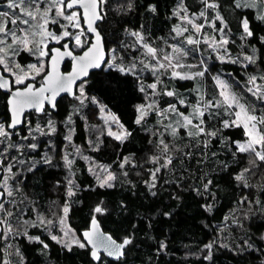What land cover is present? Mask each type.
Wrapping results in <instances>:
<instances>
[{
	"label": "trees",
	"instance_id": "1",
	"mask_svg": "<svg viewBox=\"0 0 264 264\" xmlns=\"http://www.w3.org/2000/svg\"><path fill=\"white\" fill-rule=\"evenodd\" d=\"M7 1L0 0V3ZM216 1L219 7L214 9L206 7V0H107L105 19L99 29L108 52L114 47L119 55L118 62L128 69L137 68L121 71L117 67H104L84 82L86 106L83 115H74L73 144L93 161L109 166L115 172L113 186L101 187L83 158L68 165L65 149L69 146L62 122L71 113L78 95L65 97L55 111L47 110L42 115L31 113L21 129L11 131L10 141L0 145V158L5 163H14V174L18 179L14 191L16 203L8 206L12 217H33L32 208L51 212L57 204L67 203L70 225L80 237L93 218H98L104 230L115 239L133 238L124 258L113 261L103 257V264H264V239H261L264 237V164L257 161L256 177H249L250 187L235 179L249 167V154L239 152L237 146L246 139L244 128L224 126V122L232 120L234 115L223 104L211 77H205V94L201 100L195 94L193 80L170 77L165 70L155 77L145 66L148 57L141 52L135 38L129 36L130 31H138L149 44L166 52L171 44L177 43L174 31L179 19L175 13L183 6L187 14L200 16L198 22L204 23L201 31L208 35H214L222 27L229 51L239 59L217 62L215 57H206L208 70L222 75L238 90L244 89L249 97V78L256 67L264 75V20L253 7H237L240 0ZM127 4H131L129 9ZM153 6L155 11H152ZM201 12L206 17L201 16ZM217 13L223 17V23L216 19ZM204 18L209 25H205ZM245 19L251 36L243 30ZM181 40L178 41L181 43ZM90 42L91 37L87 46L77 51L84 50ZM186 45L192 64L203 61L204 54L195 44ZM248 54L254 57V64L246 59ZM33 60L25 51L19 55V61L24 65ZM151 63H154L152 58ZM70 67L71 63L67 62L64 70L68 71ZM157 78L159 90L151 95H155L163 109L175 105L188 114L190 108L188 104H180L181 99L186 103L222 102L218 110H209L201 117L206 130L204 134L172 137L168 132L162 133L154 113L143 123H136L138 106L145 103V94L150 91L148 86ZM41 82L42 77L38 83ZM166 89L173 90L174 95H165ZM7 99L8 95L0 89V122L8 127ZM94 100L110 110L131 135L123 141L115 140L103 131L97 135L94 128L89 127H102ZM255 105L256 112L264 114V102L258 101ZM49 117L57 122V132L51 135L28 133V128H34L37 122L46 124L45 119ZM160 132L164 136L162 141L168 142L167 152L160 143ZM212 132L216 135H209ZM33 144L35 148L31 147ZM45 153L50 157L48 163L39 162ZM150 156L159 159L153 162L149 160ZM167 157L172 163L165 167ZM125 160L128 164L121 168ZM68 185L74 187L69 198L66 195ZM96 206L106 211L96 213ZM25 210L30 212L25 214ZM228 221L232 223L231 228L224 229ZM24 227L23 224L18 227L21 234L27 232ZM28 229L32 240L16 236L15 245L21 254L15 258V264H101L91 258L88 246L74 245L69 250L52 240L47 227L40 223ZM37 237L39 239H35ZM211 243L215 244L210 253H201L202 248ZM4 246L2 240V259ZM209 255L211 259H208Z\"/></svg>",
	"mask_w": 264,
	"mask_h": 264
},
{
	"label": "rangeland",
	"instance_id": "2",
	"mask_svg": "<svg viewBox=\"0 0 264 264\" xmlns=\"http://www.w3.org/2000/svg\"><path fill=\"white\" fill-rule=\"evenodd\" d=\"M206 1L208 4H211V3L217 4L216 0H206ZM8 2L9 1H7L6 3H0V12H9L10 16H11V13L13 11H16V10H10L7 6ZM38 2H39V6L41 7V9L48 6L47 0H38ZM26 3H27V0H26ZM250 3H251V0H240L239 1V4L243 7H247ZM127 5H128V9H129L130 8L129 5H131V4H127ZM208 8H210V7H208ZM253 8H255L258 11V17L259 18H260V16H264V2H262V0H256V4ZM104 9H105V5H103V13H105ZM73 11H79V10H73ZM176 13H179V15H177ZM176 13L175 14L178 17L179 21L175 27L174 32H175V35H176L175 38H176L178 44L177 43L171 44L170 47L168 48V50H166V52H164L163 49L159 50L155 46H152L151 44H149L144 39V36L140 32H138V31H132V32L130 31L129 32V36H133L132 33L137 32L140 34V36L143 37V39L141 40V39H138L136 36H133L135 38V42L137 43V45L140 46V48H142L141 52L148 57L149 61H147L145 63V66L154 74L155 77H159V74L162 73L163 70H165V71H168L170 77L179 78L182 80H193L195 83V89H194L195 94L198 97H200L201 100H202V98H204V94H205V86H204L205 77L209 76L213 79L214 83L217 85L220 96L222 97V100H223L222 101L223 104L227 105V107L233 112V115L236 111H239V107L237 104L232 103L230 99L225 100V96L221 95L222 92L229 94L230 97L234 95L235 97L238 98V101L240 104H245L246 106H254L255 109L257 110L255 103L260 101V100L256 99V97L253 96L252 92H250V95L248 97L247 92L244 91V89L238 90L237 87L234 86L233 84H231V82L228 79H225L222 75L214 74L208 70L206 57H208V58L215 57L218 60L217 62H232V61H236L238 58L237 56H234L229 51L228 46H227V44H228L227 36L224 35V33L222 31H220V29L222 27H220L219 30H217L214 35H211V34L208 35L204 31H201L204 29L203 28L204 23L202 25H200V22H198L200 19L199 15H198L199 17H197V15L187 14V10L184 11L183 6H179ZM52 15H54V12ZM204 16L206 17V14H204ZM56 19L58 21L57 23L54 24V23L50 22L47 25V29L49 31L54 32L57 35H60L64 31V28L62 27V25H64V26H67L68 31L72 32L73 35H75L81 29H83L85 35L81 37V40L86 41L84 43L83 47L87 46V43H88L90 36L88 35V33L86 32V30L84 28L82 16L80 17V28L72 27L71 25H69L68 21L64 20L61 17H57ZM189 19L192 20L193 24L202 26L199 32H197L195 30V28L193 27V24L188 23ZM204 20H205V25H207V24L209 25V21H206L205 18H204ZM32 23H36V22H32ZM210 25H211V23H210ZM7 27L10 30V32L14 31L16 33L17 37H22L24 35V32H22L21 29H25L26 31H31V32L37 31V29H35V28L29 29V27L27 25H23L19 22L16 25L9 23L7 25ZM242 27H243V22H242ZM184 28H187L188 31H186V32L182 31ZM178 29L181 30L179 33L177 31ZM196 34H197V36H196ZM188 37H192L193 39H196L199 41V43H196L195 45L198 48L197 50H199V52L201 54H204L203 55L204 57H202L203 61L199 62L198 64L197 63L192 64L191 61L188 59L189 52L187 51V48H186L187 47L186 44H188L187 43ZM0 38L6 40V44H0V48H5V50H6V53H0V55L5 57V64L0 65V66L3 68L5 74H7L8 76L11 77L14 86H24L30 81H33V82L37 81L38 82L39 78L43 77V75L47 72L46 68H48V59H49V56L51 53L50 46L54 47V46H57L59 43H63L65 40H71L72 41V47L74 50H79V49L83 48V47L77 46L75 44V40L73 38L66 37L63 40H60L59 42L52 40L50 38H47L45 40L47 47L44 48V51L47 52L48 55L41 57V56H39V51H38L36 43H35V41L40 40L39 35H36V36L30 35L29 36L30 42L27 45V47H25V45L19 43L18 41L14 43L13 40L11 39L10 34L8 36H4L3 34H0ZM184 38L186 39L185 43H184ZM179 39H182L181 43L178 41ZM224 40H226L227 43H222V41H224ZM8 44L12 45V49H14V51L7 49ZM145 44H147L151 48L156 49V52L154 55L152 53L148 52V49L145 47ZM173 46L180 47L182 49V53H180V54L174 53L173 52ZM29 48L33 49V51H29L28 50ZM22 51L29 53L30 56L34 60L30 61L26 65L20 63L19 55L21 54ZM183 53H186V55H184ZM165 55L173 56L174 59L171 61L172 64L175 65L177 63V60H178V62L181 66L175 67V68L168 67V61L163 60V57ZM248 56H252V54H248L247 57ZM118 57H119V55H117L116 50L113 47L109 52V60H108L107 64L105 65V69H108L110 67H117L120 70L123 69V71H129V69L125 66V64H122V62H118L119 61ZM151 58H152V60H154V63H151ZM160 63L165 64V67L159 68L158 65ZM15 65H19L20 69H23L25 72H28V78L25 80L24 84H16L15 83L16 77L12 73L16 72L17 74H20V70L17 69L15 67ZM30 65H36L38 68H40L42 65L43 67H42V70L39 72V74H37L35 71L30 70V68H29ZM136 68L137 67L134 66L131 69H133L132 71H135ZM257 70H258V67H256V71L252 75V76H256V78H257L256 82H255V84H251L249 82V88H252L253 91H255L256 86L258 85L261 88V93H264V79H261V77H264V75H262ZM173 72H177L180 75L175 76L172 74ZM200 72H203V76L197 75V73H200ZM157 81H159V78L155 79V81H153L151 84L157 83ZM83 84H84V82L78 86V91L76 94V96L78 95V101L71 106V113L62 122V124L66 127L65 139L67 140L66 144H68V146H69V149H65V158L67 160L68 165L74 164V162L77 158H83L85 163L88 165V168L90 169L91 173H93L96 176L97 182L100 185V180L105 178L108 175V173H111L112 175H114V177H116L115 172L109 166H105V165L99 164L96 161H93V159H91L88 155L81 152L80 149L78 147H75L73 144L74 115L77 113L83 115V107L86 106V103H85L86 102L85 101L86 95L84 94V92H83V95H81V93L79 91L80 86ZM222 84L224 85L223 87L221 86ZM158 86L159 85L157 83V87L155 89L150 88V91L146 92V94H145V97H146L145 103L142 105L145 106L147 114L145 115L144 119L141 120V123H143L147 118H149V116H151V113L152 114L154 113L156 115L155 116L156 122L162 128V133L168 132L170 134V136H172V137H178L179 135L191 136V135H188L189 132H191L192 135H196V129L192 125H189L187 128L181 126L183 124V116H189V118L192 119V124L195 125L202 120L201 117L197 116V113L195 111L197 108H199V110L203 111L205 114L209 110H218V108L221 105H223L222 102L220 103L219 100H215L213 102L211 100H208L207 102H204V103H202V102H199V103H193V102L189 103L188 102V103H186L185 99H181L184 102L183 105L188 104V106L190 108L188 114L183 112L180 109V107L175 106V105H174V107H175L176 111H172V106H168L165 109H163L159 106V102L155 98V95L154 96H153V94L151 95V92H156L157 90H159ZM168 91L173 92V95H174V91L170 90V89H166L164 91V94L167 95L166 93ZM257 95H260V93H257ZM93 102H94V104L97 105L98 117L101 120L102 127L100 128L99 126H93V125L90 126L89 121H88V123H86V125L87 126L89 125L90 128L93 127L94 130L96 131V134L99 136H100L101 132L103 131L108 136L117 140L115 138V135H110L109 132L116 133L117 135H119V134L125 132V128L120 124L117 117L110 110H108L104 105H101L96 100H94ZM206 104H208L210 106L206 108L205 107ZM148 105H152L153 107L148 108L147 107ZM139 106H141V105H139ZM260 109H262V108H260ZM178 113H182L183 115H178ZM254 114L259 116L262 113L260 114V113L255 112ZM139 115H140V113H139ZM113 116L116 118L115 120L112 119ZM234 119H235V116L233 117L232 120L231 119L227 120V122L229 123L230 126H234L231 124V122ZM45 120H46L45 121L46 124H43V122H37V124L34 126V128H28V133L29 134H32V133L36 134L37 133V135H51V134H54L55 132H57V128H56L57 122L54 121L50 117L45 119ZM177 121H179L180 124H178ZM0 124L4 125L5 130L9 133V135L6 137H0V145H1V143H4L6 141H8V142L10 141V139L12 138L13 132H11L9 127H7L4 123L0 122ZM50 125H51V127H50ZM201 126L205 130L204 124H202ZM52 127L55 128L54 132L51 130ZM258 127H264V126L258 125ZM173 129H176L175 134H173ZM205 131H204V133H205ZM204 133H201V134H204ZM245 134H246V131H245ZM160 138H161V140L164 139V136L161 134V132H160ZM248 139H249V137L246 135V139L244 141L237 143L238 148H239L240 144L246 143L248 141ZM123 140H118V141H123ZM160 143H161V141H160ZM164 144L168 145V142H165V143L163 142L162 145H164ZM248 154H249V167H248V169H251V171H249V172L243 171V172H244V175H245L246 180H247V184H248L247 187H250L251 184L249 182V177L252 176V178L253 177L255 178L256 177V168H258L257 165L253 166L252 161L255 160V162L257 164L258 163L257 161H259V160L252 153H248ZM152 158L153 157L150 156L149 160L151 159V161H152ZM168 158L169 157L166 158V163H167ZM49 159H50V157L47 155V153H45L39 159V162L48 163ZM0 160H2V159L0 158ZM128 161H129V159H128ZM128 161H127V163H125V162L122 163L123 167L121 166V168H124L128 164ZM2 162L3 163L0 164V166L3 167L4 174H3V177L1 179L0 184L3 183V178L5 176H7L8 177V181H7L8 187L13 192V195L11 197H8L7 195H5V199L3 200L5 209H7L10 212L8 206L10 204L16 203V200L14 198V196H16V195H15L14 191H16V188L18 187V185H15V182L18 179H17V176H15V174H14L15 173L14 167H13L14 163H12V162L5 163L3 160H2ZM261 163L264 164V162H262V161H261ZM9 165H11V169H12L11 172L7 171V168ZM34 166H35V164H34ZM34 166H33V168H34ZM261 174H262V172H261ZM98 177H99V179H98ZM67 179H69V178H67ZM114 180L111 181L112 184L114 183ZM69 184H71V183H69ZM1 189L4 190V188H1ZM73 191H74V187L71 185H68V188L66 191V195L68 196V198L70 197V195L73 194ZM65 206H67L69 209L68 204L63 203L61 205L57 204V207L51 212L50 211L49 212L48 211H41L38 207H35V208L31 209L32 213L34 214L33 217L21 216V217H18L19 220L16 219L15 217H12V215H11V218H10V216L5 217V214L2 211H0V220H3L5 218L7 220V224L1 223V225L3 226L2 240L5 242V246L2 248V250H3L2 264H15V261H14L15 258L16 257L18 258V255L20 256V254H21V253H19L18 248L15 245L16 236H18V237L19 236L20 237L26 236L27 238L30 239V234H29L28 228L32 227L38 223H40L42 227H47L48 234L51 237L56 236L57 240H55V241H57L59 244H61L64 247H66V244H70L71 247L74 245H77L76 243L73 242L74 240H79L81 242H85L83 237L82 236L80 237L78 235V233L75 231V229L70 225L68 213L65 214L63 212V208ZM24 212H25V214H27L30 211L25 210ZM61 221H63V223H61ZM234 223H236V221ZM21 224H23L25 226L24 228L27 231L24 233L25 235L21 234L22 231L18 228L19 226H21ZM231 225H232V223H229V221L226 222L224 229H226L227 227L231 228ZM9 226L11 227V231H8ZM238 226H241L240 223L238 224ZM65 233H67V235H65ZM222 235L223 234H221V237H222ZM30 240H32V238ZM214 244L215 243H211V245H212L211 249L214 248ZM1 246H2V244H1ZM66 248H68V247H66ZM211 249H209L206 246V247L202 248L201 253H207L208 254V253H210Z\"/></svg>",
	"mask_w": 264,
	"mask_h": 264
},
{
	"label": "snow or ice",
	"instance_id": "3",
	"mask_svg": "<svg viewBox=\"0 0 264 264\" xmlns=\"http://www.w3.org/2000/svg\"><path fill=\"white\" fill-rule=\"evenodd\" d=\"M48 6L41 9L39 6L38 0H9L8 2V8L10 10H16L11 13L9 12H0V34H3L4 36L11 35V39L13 42H19L25 47L29 44V36H36L39 35L40 40L35 41L37 49L39 51V56L44 57L47 56L48 53L44 51V48L47 47L45 40L47 38H50L52 40H55L59 42L60 40H63L66 37L73 38L75 40V44L77 46L83 47L84 43L86 41H82L81 37L85 35L84 30L81 29L78 33L73 35L72 32L67 30V26L62 25L64 28V31L62 34L57 35L54 32H51L47 29V25L51 23H57V17H61L64 20L69 22V25H71L74 28H80V17L83 16V19L87 25V31L90 33L95 34V43L92 44L88 49L84 52L83 56L80 57H73L74 60H77L79 67L75 68L72 73L68 75V77H63L59 72L57 71V64L59 63V60L67 55L71 56V51H67L68 45L64 44L63 47L66 49L65 52L61 53L60 49H52V52L56 55H53L51 58V64H52V71H50L44 78V85L41 86V88L37 89L35 92L33 91V85L26 84L23 91L17 90L13 95L12 99L9 101V103L12 106V113H13V121L10 127H15L16 124L20 122L19 116L22 112L23 108L25 106H35L38 108V110H42V105L44 100H49L50 103H52V106L55 107V97L61 92V91H68L71 92V85L75 82V80L79 76H87V69L89 67H100L101 60L104 57L103 53V46H102V38L100 36V33L97 31V28L94 26L97 21H102L104 19L103 16V5L107 2V0H47ZM264 2V0H262ZM256 4V0H251V3L248 5L250 7H254ZM237 7H240L241 5L239 3L236 4ZM131 7V5H129ZM206 7L210 8H218L219 6L215 3L208 4L206 3ZM73 9H82V13L79 11H73ZM152 11H155V7H152ZM186 11V9H184ZM54 12V15H52ZM179 15V13H176ZM201 16L204 15L203 12L200 13ZM216 19L220 20L223 23V17L217 13ZM261 20H264V16L260 17ZM21 23L23 25H27L29 29L35 28L37 29L36 32L26 31L25 29H21L22 32H24V35L22 37H17L16 33L14 31H11L8 29L7 25L9 23L16 25L17 23ZM36 22V23H32ZM189 24H193L192 20H188ZM193 27L197 32L200 31L201 27L200 25L193 24ZM243 29L244 31L251 36L252 32L249 30V23L248 20H243ZM178 33L181 30H177ZM182 31L186 32L188 31L187 28H184ZM222 31V29H220ZM133 36H136L138 39H143L142 36H140L139 33L133 32ZM188 44H196L199 43L198 40L193 39L192 37L187 38ZM222 43H227L226 40L222 41ZM0 44H6V40L0 38ZM145 47L148 49L149 53H152L153 55L156 52V49L149 47L147 44H145ZM7 49L13 50L12 45L8 44ZM29 51H33V49L29 48ZM173 52L180 54L182 53V49L180 47L173 46ZM0 53H6L5 48H0ZM186 55V53H183ZM174 59L173 56L165 55L163 57V60L168 61V67H180L178 60L175 65L172 64V60ZM246 59L250 63H254V59L252 56L246 57ZM5 64V57L0 55V65ZM17 69L20 70V74H17L16 72H13L12 74L16 77L15 83L16 84H24L25 80L28 78V72H25L23 69H20L19 65H15ZM42 65L40 68H38L36 65H30V70L35 71L37 74L42 70ZM134 67V66H133ZM159 68H164L165 64L160 63L158 65ZM123 71V69H121ZM133 69H129V71H132ZM175 76H179L180 74L177 72L172 73ZM197 75L203 76V72L197 73ZM256 76H251L249 78V82L251 84H255L256 82ZM261 79H264V77H261ZM159 81H157L158 83ZM157 83H153L149 85L148 87L155 89L157 87ZM9 86V81L3 80L0 82V88H7ZM224 86L223 84L221 85ZM79 91L81 95H83V85L80 86ZM141 91H143V88H141ZM249 92H252L253 96L256 97V99L264 102V93H261L260 86H256V90L253 91L252 88L248 89ZM50 92L51 96H46L45 93ZM257 93H260V95H257ZM168 96H172L173 92L168 91L166 93ZM221 95L225 96V100H231L232 103H235L239 107V111H236L234 113L235 119L231 122L234 126H242L245 131L246 135L249 137L248 141L246 143L239 145V152L241 153H252L259 161L264 162V127H258L264 126V114L256 115L254 114L256 112V109L254 106H246L245 104H240L238 101V98L233 96H229L227 93H221ZM181 104L184 102L181 100ZM210 105L206 104L205 107H209ZM148 108H152V105H148ZM138 111L140 113L139 118L136 120L137 124L141 123V120L144 119L145 115L147 114L145 106L141 105L138 107ZM172 111H176L175 107L172 106ZM197 116L202 117L204 115L203 111H200L199 108L196 110ZM178 115H183L182 113H178ZM113 120L116 118L113 116ZM178 124H180L179 121H177ZM203 124V121L201 120L199 123L193 125L192 119L189 118V116H183V124L182 127L187 128L189 125H192L196 129V134L199 135L201 133H204V128L201 126ZM225 127H229V123L227 121L224 122ZM51 127V125H50ZM122 127V126H121ZM51 130L54 132L55 128L52 127ZM176 129H173V134H175ZM110 135H115V138L117 140H123L127 135H131V133L125 132L117 135L116 133L109 132ZM9 133L5 130L4 125L0 124V137H6ZM188 135H192L191 132L188 133ZM209 135L215 136L216 133L212 132L209 133ZM161 144H163V141L161 140ZM31 147L35 148L36 145H31ZM163 150L165 152L168 151V145H163ZM158 157H153V162L158 161ZM2 160H0V164H2ZM125 163H127V160H125ZM172 163L171 158L169 157L167 159V163L164 165L165 167L167 164ZM253 166H256L255 160L252 161ZM123 167V165H121ZM11 165L8 166L7 171L11 172ZM156 171H159V168L156 169ZM251 169H245L244 172H249ZM244 172L237 175L235 177L236 180L242 181L245 185V187L248 186L246 177L244 175ZM152 178L155 180V172L152 173ZM99 179V177H98ZM115 179L114 175L111 173H108V175L100 180V186L104 187H112L111 181ZM8 177L5 176L3 178V183L0 184V188H4V191L0 192V211H2L5 214V217L11 216L12 213L9 212L7 209H5L4 206V197L7 195L8 197H11L13 195L12 190L8 187ZM210 183V182H209ZM154 186V185H153ZM205 189H207V185H205ZM155 194V193H153ZM208 210L211 211V206H208ZM69 211L68 207L65 206L63 208V212L67 214ZM94 211L96 213H103L106 211L105 208L101 206H96ZM0 223L7 224L6 218L3 220H0ZM63 223V221H61ZM8 231H11V227H8ZM67 235V233H65ZM84 238L85 242H81L79 240H74L73 242L76 243L80 248H85L88 245H91L92 251L91 256L94 260L100 261L101 264H103L102 257L99 253V249L103 248L104 251L107 253L108 256H114L117 259L120 257H123L125 255L124 249L127 248V246L131 245L133 243V238L131 236L123 238V240L120 243H117L115 240L112 239L111 236H105L103 233L100 232L98 222L95 218L92 220V227L91 230L84 232ZM31 239V238H30ZM35 239H39L38 237ZM261 239H264L262 237ZM52 240H57L56 236H52ZM45 248H47V245H44ZM66 247L71 250V245L66 244ZM163 248L164 245H161ZM209 249H211L212 245H207ZM208 259H211V256H208Z\"/></svg>",
	"mask_w": 264,
	"mask_h": 264
},
{
	"label": "water",
	"instance_id": "4",
	"mask_svg": "<svg viewBox=\"0 0 264 264\" xmlns=\"http://www.w3.org/2000/svg\"><path fill=\"white\" fill-rule=\"evenodd\" d=\"M73 10H79L81 13H82V9H73ZM103 16H104V13H102ZM82 16V15H81ZM104 19H105V16H104ZM104 19L102 21H97L95 23V27L97 28V31L100 33V36L102 38V46H103V53H104V57L103 59L101 60V63H100V67H89L87 69V76H79L75 82L71 85V92H68V91H61L56 97H55V107L52 106V103L49 102V100H44L43 101V105H42V110H38L37 107L35 106H25L22 110V112L20 113V116H19V120L20 122L18 124H16L15 127H10V125L12 124V121H13V113H12V106L11 104L9 103V101L12 99V95L17 91V90H20V91H23L24 86H14L13 84V81L11 79L10 76H8L7 74H5L3 68L0 66V82H2L3 80H7L9 81V86L7 88H0L3 92H5L7 95H8V99H7V104H8V111H9V115H10V121H9V129L11 131H15V130H18V129H21L24 125H25V121H26V117L28 114L30 113H36L38 115H42L43 113H45V111L47 109H50L52 111L56 110L57 109V105L59 103V101L65 97H69V98H74L77 94V91H78V86L85 82L86 80L89 79V77L91 76V74L93 72H96V71H100L102 70L105 65L107 64L108 60H109V52H108V49H107V46H106V43H105V38L102 34V32L100 31L99 29V25L104 21ZM82 20H83V25H84V28L86 30V32L88 33V35L91 37V42L89 44L88 47H90L92 44L95 43V34L94 33H90L87 31V25L83 19V16H82ZM65 44L68 45V48H67V51H71L72 55L71 56H63L60 60H59V63L57 64L56 68H57V71L59 72V74H61L63 77H68V75L70 73L73 72V70L75 68H78L79 65H78V62L77 60H74L73 57H80V56H83L84 52L88 49V47H86L84 50H82L80 53H76L75 50L73 49L72 47V41L71 40H68ZM52 49H60V52L63 53L66 51V49L64 47H61V46H54ZM52 49H51V53H50V56H49V59H48V68H47V72L45 73V75L43 76V82L36 86V83L33 82V81H30L29 83L27 84H31L33 85V91L35 92L37 89L41 88L42 85H44V78L45 76L50 72L52 71V64H51V58L53 55H56L55 53L52 52ZM67 62H70L71 63V67H70V70L68 71H65L64 70V65L67 63ZM46 96H51V93L50 92H47L45 93ZM3 174H4V171L1 170L0 171V182H1V179L3 177ZM4 191L3 189L0 188V192ZM5 199V197H4ZM98 222V226H99V229H100V232L103 233L105 236H111L113 240H115L117 243H120L121 241L115 239L113 237V235L110 233V232H107L104 230V228L102 227L100 221L98 218H95ZM91 227H92V222L90 223V226L87 228V229H84L81 231V235L85 241V238H84V232L86 231H89L91 230ZM2 232H3V226L0 224V264H2V255H1V244H2ZM89 249H90V256H91V251H92V247L91 245H88ZM128 248V246H127ZM127 248L124 249V252L126 253V250ZM99 253L101 255V257H107L108 259L110 260H113V261H119L121 260L123 257H120L119 259H117L116 257L114 256H108L107 253L104 251L103 248H100L99 249ZM91 258L93 259V257L91 256ZM94 260V259H93ZM95 262H99V261H96L94 260Z\"/></svg>",
	"mask_w": 264,
	"mask_h": 264
},
{
	"label": "flooded vegetation",
	"instance_id": "5",
	"mask_svg": "<svg viewBox=\"0 0 264 264\" xmlns=\"http://www.w3.org/2000/svg\"><path fill=\"white\" fill-rule=\"evenodd\" d=\"M64 44H65V43H64ZM64 44H63V45H64ZM63 45H62L61 47H63ZM75 52H76V53H80V52H78L77 50H75ZM44 75H45V74H44ZM44 75H43V76H44ZM34 82H35V81H34ZM42 82H43V77H42ZM42 82H41V83H42ZM28 83H29V82H28ZM35 83H36V86H38V85L41 84V83H38V82H35ZM37 83H38V84H37ZM16 87H17V86H16ZM47 110H50V109H47ZM47 110H46V111H47ZM46 111H45V112H46ZM51 111H52V110H51ZM54 111H55V110H54ZM30 114H31V113H30ZM30 114L27 115V117H26V121H27L28 116H29ZM43 114H44V113H43ZM26 121H25V124H26Z\"/></svg>",
	"mask_w": 264,
	"mask_h": 264
}]
</instances>
